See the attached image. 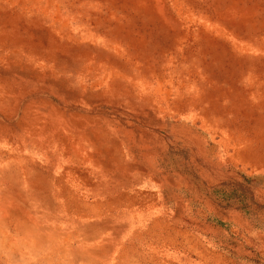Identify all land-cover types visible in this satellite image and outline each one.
<instances>
[{"label":"rangeland","instance_id":"1","mask_svg":"<svg viewBox=\"0 0 264 264\" xmlns=\"http://www.w3.org/2000/svg\"><path fill=\"white\" fill-rule=\"evenodd\" d=\"M0 264H264V0H0Z\"/></svg>","mask_w":264,"mask_h":264}]
</instances>
